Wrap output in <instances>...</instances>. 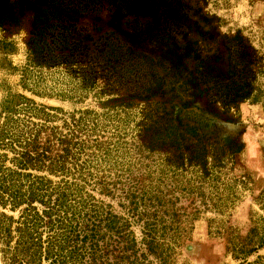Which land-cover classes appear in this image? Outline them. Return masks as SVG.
<instances>
[{
  "label": "rangeland",
  "instance_id": "1",
  "mask_svg": "<svg viewBox=\"0 0 264 264\" xmlns=\"http://www.w3.org/2000/svg\"><path fill=\"white\" fill-rule=\"evenodd\" d=\"M0 165V264H65L61 194L96 264H264V0H0Z\"/></svg>",
  "mask_w": 264,
  "mask_h": 264
},
{
  "label": "trees",
  "instance_id": "2",
  "mask_svg": "<svg viewBox=\"0 0 264 264\" xmlns=\"http://www.w3.org/2000/svg\"><path fill=\"white\" fill-rule=\"evenodd\" d=\"M35 151V149H33V152ZM68 152L66 150H64V156L63 158H61L58 162L57 165H53L52 167H48L49 170L54 171V172H59L61 174L67 173L64 171V167H65V159H68ZM43 156V152L39 153V155H37L36 157L31 156L27 153H22L20 156V161L17 163L16 168L18 170H25L24 168H26L28 166V164H30L32 167L33 166H37L36 163H38L40 161V157ZM2 165H0V207H5V206H10L11 209H14L15 207H17L18 205H20L23 201H27L28 205H30V203L32 202H28V200L24 199L25 196V192L22 193L20 191V188L22 186V184H18L16 183L17 181H14V177H12V173H14L15 175H17V177H20L19 173L16 172H11L10 168H4L2 169L1 167ZM39 167V166H38ZM40 168V167H39ZM55 168V169H54ZM4 170V171H3ZM8 170V175L5 174V172ZM44 192L43 189L41 188H35L34 190H32V188L30 187V193L28 195L27 198H29L30 201L35 200V198H37L38 201L42 202L43 198L46 197V194L43 193V195H39L42 194L40 192ZM39 192V193H37ZM65 192V191H64ZM37 196V197H36ZM48 200L49 197L47 198ZM67 198H65V194H61L60 196H58L54 203H55V207H57V211L62 210L63 214H71L72 216V220L74 221L76 219L75 215L72 213L70 207L67 205L68 202H66ZM75 200V199H73ZM62 206H65V209H61ZM2 217V214H0V218ZM95 219H98L99 216L94 217ZM72 220L71 219H67L66 218V224H63L62 222L60 223V221L58 219H56L55 225H56V229L61 227L65 233L67 234V237H73V248L68 251L67 253H65L63 255V248H61V246H59V255L58 257H63V261L65 262V264L67 263L66 258H68L71 261V264H96V261L100 258V254L98 252V248H97V241L95 240V236H96V232H98L96 230V227H98L102 220H98V224L95 223V221H93L91 224V228H90V232L89 235L86 234V230L88 228L87 224H85V228L82 229V233L84 234L82 239L79 241L78 240V233L76 231V226L72 225ZM110 219H105V221L109 222ZM110 224V225H108ZM108 224H106V228H110V230H114V228L112 227V223L109 222ZM117 234H119L117 231H115ZM8 233V229L6 227V225H4L0 219V240H5V237L3 234H7ZM80 242L81 246H78V241ZM90 242H89V241ZM89 242V245L87 247H85V243ZM65 243H68V241L65 240ZM67 254V255H66ZM86 256L88 262L84 263V257Z\"/></svg>",
  "mask_w": 264,
  "mask_h": 264
}]
</instances>
